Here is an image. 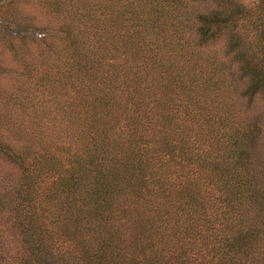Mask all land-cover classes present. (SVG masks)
<instances>
[{
  "label": "trees",
  "instance_id": "trees-1",
  "mask_svg": "<svg viewBox=\"0 0 264 264\" xmlns=\"http://www.w3.org/2000/svg\"><path fill=\"white\" fill-rule=\"evenodd\" d=\"M38 6L64 39H44L46 103L0 108V264H264L262 130L235 116L207 52L222 41L264 104L259 15L231 0Z\"/></svg>",
  "mask_w": 264,
  "mask_h": 264
},
{
  "label": "rangeland",
  "instance_id": "rangeland-1",
  "mask_svg": "<svg viewBox=\"0 0 264 264\" xmlns=\"http://www.w3.org/2000/svg\"><path fill=\"white\" fill-rule=\"evenodd\" d=\"M43 1L0 0V108L6 102L12 106L15 100V103L19 100L22 105L25 103L33 107H38L42 102L46 103L48 90L45 87L46 79L42 76H48V70L44 64L45 62L49 63L50 52L44 44V39L52 38L54 41L57 40L55 38L64 39V34L60 32V20L57 17H52V14L45 8L38 6V3ZM231 1L241 5L244 10L259 15L262 26H264V0ZM215 7L216 5L212 2L194 4L192 15L208 12ZM9 13L17 16L19 22L14 23L12 18L5 17V14ZM254 33L255 30L248 31L249 41H252ZM12 45L22 48L13 58L9 50ZM260 46L263 44L261 43ZM208 51L211 56L216 54L224 63V72L228 73V78L223 87L235 116L248 127L257 125L262 130L254 147L251 169L258 174L264 184V104L260 96L254 97L252 102H248L243 96L246 82L239 78L237 64L231 60L230 56H226L222 41L209 46ZM50 56L53 58L51 53ZM12 120H16L24 126L28 124L26 121H22L21 117L13 116ZM26 130L29 135L32 134V129L27 128ZM13 144L19 150L24 148L23 141H16ZM3 164L0 157V167H3ZM4 165L6 167V164Z\"/></svg>",
  "mask_w": 264,
  "mask_h": 264
}]
</instances>
